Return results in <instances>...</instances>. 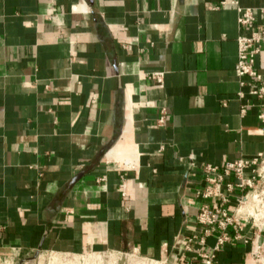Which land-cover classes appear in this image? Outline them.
<instances>
[{"label": "crops", "instance_id": "0c3cea01", "mask_svg": "<svg viewBox=\"0 0 264 264\" xmlns=\"http://www.w3.org/2000/svg\"><path fill=\"white\" fill-rule=\"evenodd\" d=\"M231 1L0 0L4 264L35 252L202 264L184 249L201 235L200 165L264 151L258 102L237 96ZM255 69L264 82V50ZM258 244L232 239L217 264H258Z\"/></svg>", "mask_w": 264, "mask_h": 264}, {"label": "built area", "instance_id": "2783aa9c", "mask_svg": "<svg viewBox=\"0 0 264 264\" xmlns=\"http://www.w3.org/2000/svg\"><path fill=\"white\" fill-rule=\"evenodd\" d=\"M220 3L224 4L223 1ZM230 3L237 6L239 29L234 66L240 87L237 96L239 99L245 95L256 98L260 107L257 114L259 131L264 135V82L255 69V59L264 50V7L254 13L250 8L238 6L235 0ZM148 77L162 86V71L149 73ZM247 107V103L243 104L241 112ZM161 114L157 119L159 125L163 123L164 110ZM200 173L204 178V187L198 196L203 203L197 210L195 221L201 235L185 238V251L194 252L202 264H217L216 253L230 240H242L244 243L260 240L261 244L255 246L250 256L258 264H264V151L255 157L225 162L220 166L201 164ZM120 189L123 207L127 209L128 200L123 185ZM209 237H214L211 246L206 243ZM194 242L197 244L195 249L192 248ZM206 246L209 252L203 250ZM149 262L156 264L153 260ZM175 264H190V261L181 259Z\"/></svg>", "mask_w": 264, "mask_h": 264}, {"label": "rangeland", "instance_id": "374dc122", "mask_svg": "<svg viewBox=\"0 0 264 264\" xmlns=\"http://www.w3.org/2000/svg\"><path fill=\"white\" fill-rule=\"evenodd\" d=\"M0 260V264H4ZM19 264V263H14ZM20 264H149L145 262L131 261L125 255L115 254H94L85 257L68 256L50 252H38L35 258H28L20 261Z\"/></svg>", "mask_w": 264, "mask_h": 264}, {"label": "water", "instance_id": "95a60500", "mask_svg": "<svg viewBox=\"0 0 264 264\" xmlns=\"http://www.w3.org/2000/svg\"><path fill=\"white\" fill-rule=\"evenodd\" d=\"M37 253H38V252H35V254H34V256H33L32 258H35V257L37 256ZM19 264H20V262H19Z\"/></svg>", "mask_w": 264, "mask_h": 264}]
</instances>
